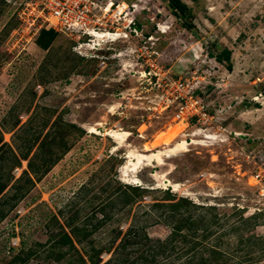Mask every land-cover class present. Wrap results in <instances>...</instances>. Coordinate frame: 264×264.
I'll use <instances>...</instances> for the list:
<instances>
[{"label":"rangeland","instance_id":"1","mask_svg":"<svg viewBox=\"0 0 264 264\" xmlns=\"http://www.w3.org/2000/svg\"><path fill=\"white\" fill-rule=\"evenodd\" d=\"M42 1L0 0V183L10 179L0 193V264H80L88 242L108 248L116 231L131 226L164 240L172 227L165 206L180 200L188 203L180 213L210 225L207 244L216 243L228 264H264V0H181L191 11L188 30L165 0H98L126 5L139 28L128 39L79 51L73 48L84 39L62 34L46 51L31 45ZM222 49L230 52L229 69L213 60ZM177 79L222 132L210 126L208 140L193 137L196 127L173 120V104L159 108L168 96L162 82ZM110 130L130 134L117 151L105 136ZM161 136L156 150L181 140L199 144L123 178L126 151L144 153ZM44 137L54 138L58 158L25 183L27 160L8 170L7 151L17 157L30 149L33 158ZM118 185L144 192L120 210L110 205ZM68 225L87 232L81 245L73 243L77 253L50 238ZM190 245L178 238L152 264L184 263ZM151 251L137 243L124 253L135 260Z\"/></svg>","mask_w":264,"mask_h":264},{"label":"trees","instance_id":"2","mask_svg":"<svg viewBox=\"0 0 264 264\" xmlns=\"http://www.w3.org/2000/svg\"><path fill=\"white\" fill-rule=\"evenodd\" d=\"M168 9L170 10L171 15L174 18H178L183 21L182 27L186 30L191 28L192 26L187 21L191 18V11L190 8L186 6L181 0H165ZM135 28L138 29L139 26L135 24ZM41 32V30H40ZM39 32V33H40ZM46 50V48H44ZM213 60L216 63H226L227 69L230 68L228 65L230 61V52L227 49H222L219 51L215 56H213ZM47 138V137H44ZM42 139L40 142V148H43L42 152H37L33 156V158L28 157L27 150L23 155L15 156L10 151H7L10 155V160L12 161L9 166L8 170H11L14 166L19 164V160H27L26 163V170L22 172L23 179L25 183L32 184V180L30 175L35 177V181L38 180L43 174H45L51 165L57 160V154H54L51 150V146L54 145V138L52 139ZM36 162L40 164L37 165ZM9 178L4 182L0 183V193L5 189L9 182ZM144 192L142 188L139 187H130L127 185H118L112 195H115L114 198L111 200L110 205L113 207H118V209H123L134 202H137L141 199V194ZM137 200V201H135ZM166 200V199H165ZM2 204L0 203V206ZM164 204H152V207H161ZM188 205L187 202L184 200H180L175 202L174 204H168L165 207L168 208L169 217L172 220V227L171 232L167 238L164 240H152L148 238L145 234L143 227L131 226L129 227L123 234L120 231L115 232L114 238L110 242V246L105 249H95L91 246V243H87V248L82 249V256H78V261L80 264H152L154 259L158 255H163L166 250L173 249L172 244L176 243L177 239L179 238L182 242L191 243L190 246L184 252V255L190 254L191 256L185 258L187 259L186 262L180 264H228V262L224 259L223 253L218 250L215 244H207L208 238L211 235L209 230L210 225L205 223L202 219H191L189 215H185L184 213L187 210L180 213V207L186 208ZM2 210L0 209V215ZM106 215H102V219L105 218ZM67 228L69 229L68 232H64L62 230L58 231L55 235H51V240L54 244L59 246H67V251H73L77 253L76 249L73 246V243L76 245H81L82 241L84 240V236H87V232L83 230H79L75 226L68 225ZM185 229L186 233L182 234L181 231ZM86 233V234H84ZM84 236L81 237V235ZM195 236L199 237V240H195ZM118 242L111 250V245L115 241ZM187 239H190L187 241ZM192 239V240H191ZM137 243H143L145 245H149L153 248L154 251L147 254L146 256H139L135 260H129L126 253H124L127 246ZM199 246V250L195 253V247ZM109 253L111 251L110 258L101 263L99 260V255L102 252ZM262 254L259 259L264 260V249L262 250ZM64 254H58L55 258V261L58 262L62 259ZM197 256V257H196ZM259 260L255 261L254 263H258ZM237 264H241L238 262Z\"/></svg>","mask_w":264,"mask_h":264},{"label":"built area","instance_id":"3","mask_svg":"<svg viewBox=\"0 0 264 264\" xmlns=\"http://www.w3.org/2000/svg\"><path fill=\"white\" fill-rule=\"evenodd\" d=\"M41 5L43 15L36 32L40 28L50 27L57 34L70 38L74 36L83 38V42L76 43L74 51L83 48L91 50L102 44L128 39L135 34L134 20L129 17L128 7L123 4L122 8H119L120 5H113L112 2L102 6L101 1L98 0H43ZM120 16L124 20L122 25L118 23ZM97 33L100 35L99 38L92 37ZM111 57L117 58L118 55ZM143 74L145 75V72ZM184 82L181 79L162 82L161 90H165L164 96L168 95L169 98H164L163 105L159 108L164 110L173 104V120L186 122V126L189 124L191 127H196L191 135H201L208 140L210 135L205 128L210 126H213L216 132H222L221 126L212 125V117L208 114L207 106L200 98L193 96L190 90H186L187 86ZM139 135L140 133L137 136L140 137ZM258 177L256 175L255 179Z\"/></svg>","mask_w":264,"mask_h":264},{"label":"bare ground","instance_id":"4","mask_svg":"<svg viewBox=\"0 0 264 264\" xmlns=\"http://www.w3.org/2000/svg\"><path fill=\"white\" fill-rule=\"evenodd\" d=\"M92 37L99 38L100 35L97 33V34H93ZM93 42H95V40H93ZM99 125L100 124H95V126H99ZM94 127L90 128V132L96 133V130L94 129ZM172 130H173V128H172ZM167 131H166V133H167ZM129 135L130 134H128L126 132L120 133V132L113 131V130H110V131L106 132V134H105V136L111 137L112 139L115 140V146L112 148V151H117V149L120 148L122 146V144L126 141V139L129 137ZM191 136L196 137L195 135H191ZM162 138H163V136H161L160 138H157L154 142H151L150 148L143 147V150L146 153L145 152L144 153H137V152H135L136 150L134 151V150H131L129 148L125 153L124 159L126 160V162L123 166L121 165L122 167L119 170L122 174V177L126 179V178L130 177L128 175V173L134 174L137 172L138 169H140L142 167H152L153 164L155 166H161L163 164V159H169L171 157H175L179 153L187 152V148L190 145H198L199 144L194 139H191L190 143H187V142H184L183 140H181L180 142L175 143L171 147H167V148H164L161 150H156L155 148L159 144H161V142L163 141ZM149 149L154 150V151H150ZM171 187H172L174 192H180L182 186H180L179 184H171Z\"/></svg>","mask_w":264,"mask_h":264},{"label":"crops","instance_id":"5","mask_svg":"<svg viewBox=\"0 0 264 264\" xmlns=\"http://www.w3.org/2000/svg\"><path fill=\"white\" fill-rule=\"evenodd\" d=\"M40 30L33 36L31 45L39 51H46L55 43L58 36L61 34H57L55 30L50 27L42 28ZM44 48H46V50H44Z\"/></svg>","mask_w":264,"mask_h":264}]
</instances>
